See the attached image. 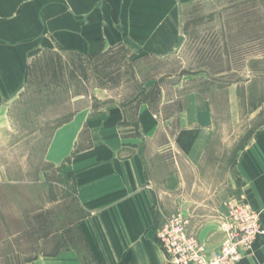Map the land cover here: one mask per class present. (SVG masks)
Instances as JSON below:
<instances>
[{
  "label": "crops",
  "instance_id": "0c3cea01",
  "mask_svg": "<svg viewBox=\"0 0 264 264\" xmlns=\"http://www.w3.org/2000/svg\"><path fill=\"white\" fill-rule=\"evenodd\" d=\"M180 3L0 0V116H6L7 103L20 94L30 64L43 53L86 54L95 46L168 53L174 37L166 25L167 7ZM225 98L231 121L238 122L237 96L229 93ZM214 104L192 97L188 108L170 120L148 104L128 112L118 107L80 110L59 127L47 158L56 167L70 157L63 172L73 179L82 212L76 232L83 248L73 242L29 264H171L154 234L156 211L171 214L198 204L195 187L202 176L197 169L212 159L223 118ZM254 111L253 118L261 115L264 121V111ZM246 129L233 148L236 182L221 191L220 202L215 199L206 206L209 212L224 214L225 203L236 193L260 212L264 229V122ZM166 147L173 150L171 159L165 156ZM207 223L201 231L205 240L211 230ZM212 235L220 244L222 235ZM238 264H264V236Z\"/></svg>",
  "mask_w": 264,
  "mask_h": 264
},
{
  "label": "rangeland",
  "instance_id": "374dc122",
  "mask_svg": "<svg viewBox=\"0 0 264 264\" xmlns=\"http://www.w3.org/2000/svg\"><path fill=\"white\" fill-rule=\"evenodd\" d=\"M167 10L166 25L174 37L168 53L95 46L86 54L49 51L30 64L27 83L0 116V264H29L73 242L83 248L76 232L82 212L73 179L63 172L70 157L56 167L47 158L59 127L80 110L128 112L141 104L170 120L188 108L192 97L199 103L210 99L224 113L219 140L212 159L197 169L202 176L195 187L198 204L171 214L157 210L154 234L158 241L162 224L176 219L195 239L201 261L224 242L226 212H209L206 205L220 202L221 191L236 182L233 148L242 131L264 122L261 115L253 118L254 110L264 111V0H182ZM229 93L238 98V122L225 107ZM166 154L171 159L173 150L166 147ZM235 194L228 201L241 197ZM206 223L211 230L205 240ZM213 233L222 235L220 244Z\"/></svg>",
  "mask_w": 264,
  "mask_h": 264
},
{
  "label": "built area",
  "instance_id": "2783aa9c",
  "mask_svg": "<svg viewBox=\"0 0 264 264\" xmlns=\"http://www.w3.org/2000/svg\"><path fill=\"white\" fill-rule=\"evenodd\" d=\"M221 229L224 242L208 261L197 260L200 249L195 239L186 236L185 228L176 219L164 222L157 238L168 257L174 259V264H236L249 256L254 242L264 236L260 212L243 197L228 201Z\"/></svg>",
  "mask_w": 264,
  "mask_h": 264
}]
</instances>
